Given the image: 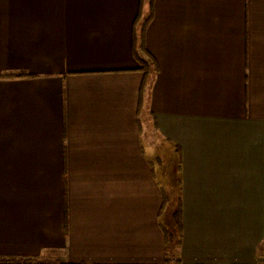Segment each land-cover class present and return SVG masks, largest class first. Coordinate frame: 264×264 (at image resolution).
Instances as JSON below:
<instances>
[{
	"label": "crops",
	"instance_id": "crops-1",
	"mask_svg": "<svg viewBox=\"0 0 264 264\" xmlns=\"http://www.w3.org/2000/svg\"><path fill=\"white\" fill-rule=\"evenodd\" d=\"M140 3L0 0V260L264 264V0Z\"/></svg>",
	"mask_w": 264,
	"mask_h": 264
},
{
	"label": "trees",
	"instance_id": "trees-1",
	"mask_svg": "<svg viewBox=\"0 0 264 264\" xmlns=\"http://www.w3.org/2000/svg\"><path fill=\"white\" fill-rule=\"evenodd\" d=\"M143 2H146L148 5V13L143 19H141L142 16L141 6ZM152 3L153 0H141L138 15L132 27V53L134 58L140 65L139 69H141L144 72V81L142 83L141 90H143V85L147 81V78H149V76L152 73L158 71V66L156 61L152 58V56L147 52L145 48V31L148 23L152 18V12H153ZM23 75H26V73L7 74L5 76H23ZM175 217L177 219L178 225H180V215L178 214V212L176 213ZM0 264H41V263L30 262V261L19 263V261H14V260H0Z\"/></svg>",
	"mask_w": 264,
	"mask_h": 264
}]
</instances>
